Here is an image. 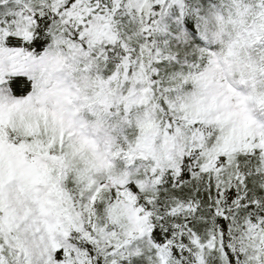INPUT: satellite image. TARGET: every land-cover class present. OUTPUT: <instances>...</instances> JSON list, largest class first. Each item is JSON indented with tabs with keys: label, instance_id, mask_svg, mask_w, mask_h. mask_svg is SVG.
Masks as SVG:
<instances>
[{
	"label": "snow or ice",
	"instance_id": "1",
	"mask_svg": "<svg viewBox=\"0 0 264 264\" xmlns=\"http://www.w3.org/2000/svg\"><path fill=\"white\" fill-rule=\"evenodd\" d=\"M225 25L224 67L257 69L248 74L254 94L241 95L250 126L264 125L256 101L264 97V0H223L219 9L207 0H0V110L27 98L31 77L59 59H86L102 79L158 98L159 126L175 138L163 170L138 168L136 145L123 147L135 179L72 190L62 174L74 227L54 248L0 162V264H264V135L253 130L227 147L205 127L203 69L216 49L203 37ZM156 127L145 116L139 135L150 141ZM48 151L57 154L55 145Z\"/></svg>",
	"mask_w": 264,
	"mask_h": 264
},
{
	"label": "rangeland",
	"instance_id": "2",
	"mask_svg": "<svg viewBox=\"0 0 264 264\" xmlns=\"http://www.w3.org/2000/svg\"><path fill=\"white\" fill-rule=\"evenodd\" d=\"M78 62L71 57L59 59L42 78L31 77L35 80L33 95L0 110V162L19 193L26 214H34L53 248L74 227L70 202L61 188L62 174L72 175L75 190L90 188L102 180L112 184L125 180L124 173L116 170L110 158L107 135L98 122L87 120L103 102V87L90 81L86 74L80 75V86L72 76ZM224 63V56H212L205 72L209 74L205 122L217 126L227 147H239L253 130L264 135V125L250 126L249 97L241 95L246 88L232 76L245 71L248 81L249 71L257 69L241 65L229 70ZM83 64L89 66L90 61ZM249 89L253 95L250 84ZM256 101L264 102V97H257ZM29 136L34 137L31 143L27 141ZM19 138L22 141L16 143ZM53 145L57 154L49 155ZM159 152L163 153L162 149Z\"/></svg>",
	"mask_w": 264,
	"mask_h": 264
},
{
	"label": "trees",
	"instance_id": "3",
	"mask_svg": "<svg viewBox=\"0 0 264 264\" xmlns=\"http://www.w3.org/2000/svg\"><path fill=\"white\" fill-rule=\"evenodd\" d=\"M207 2L215 5L219 9L223 0H207ZM224 2L226 3L227 0H224ZM215 31L217 33L216 35H212L210 31L205 32L203 37L205 43L210 44L216 49L215 53L208 57V62L204 65V72L210 66L212 56H217L219 59H222L223 56L225 57V51L232 39L227 25L223 27V30L215 29ZM218 34L220 35L218 36ZM79 61L74 65L73 79L81 86L79 77L81 74H86L90 81L96 82L103 87V102H100L94 113L88 115L87 120L89 122H98L99 127L107 135V150L109 151L110 158L114 160L116 170L124 173L125 179H135V176L132 174L131 157L125 160L121 155L123 147L130 143L136 145L134 152L139 157L136 161L138 168L146 169L152 168L153 166L161 170L166 168L173 151L172 144L175 138L168 135L166 128L159 126L162 113L159 109L158 98L153 97L151 93L141 98L138 95L141 86H138L136 83L125 82L124 80L102 79L100 71L94 62H90L89 66H85L83 64L86 61L85 59ZM232 77H234L235 82L242 86V88H246L244 91L247 90L250 95L251 89H249V83L246 80L247 73L245 71L236 72ZM32 80L34 87L29 96L35 92V80L33 78ZM196 91L199 94V87H197ZM145 116L150 117L151 121L157 124L155 135L151 137L150 141H148L146 136L139 135V126L137 124ZM205 127L212 130L208 133L209 136L213 133H218L221 137L222 134L216 125L205 122ZM145 131H148V129ZM12 137H15V135L12 134ZM206 139L207 137H202V140ZM20 141H22L21 138L16 143ZM159 149H162L163 153H160ZM180 155H182V147L176 149V157L178 158ZM69 177L73 179L71 174ZM75 188L76 183H74L72 190H75ZM148 190H152L151 185H148Z\"/></svg>",
	"mask_w": 264,
	"mask_h": 264
}]
</instances>
